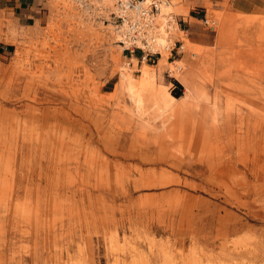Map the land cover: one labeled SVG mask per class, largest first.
<instances>
[{"label":"rangeland","instance_id":"rangeland-1","mask_svg":"<svg viewBox=\"0 0 264 264\" xmlns=\"http://www.w3.org/2000/svg\"><path fill=\"white\" fill-rule=\"evenodd\" d=\"M117 1L45 0L22 25L0 0V264H264V8L168 0L172 110L116 92L161 57L123 54Z\"/></svg>","mask_w":264,"mask_h":264},{"label":"built area","instance_id":"built-area-1","mask_svg":"<svg viewBox=\"0 0 264 264\" xmlns=\"http://www.w3.org/2000/svg\"><path fill=\"white\" fill-rule=\"evenodd\" d=\"M168 0H118L109 14L108 25L112 36L123 51L134 57L142 53L144 60L163 56L169 51L170 57L185 52V42L177 34L180 29L178 16L173 12L163 13ZM207 11V10H206ZM201 21L212 27L214 20L207 12Z\"/></svg>","mask_w":264,"mask_h":264},{"label":"bare ground","instance_id":"bare-ground-1","mask_svg":"<svg viewBox=\"0 0 264 264\" xmlns=\"http://www.w3.org/2000/svg\"><path fill=\"white\" fill-rule=\"evenodd\" d=\"M179 6L181 8H183L184 10H186L188 8L185 6L184 3H180ZM163 7H165L167 10H169V13L173 12L174 14H176V12L174 10H171V8H175L172 5V3L167 2V5H165ZM162 14H163V12H162ZM176 16H178V14H176ZM22 53H24V51ZM110 53H111V51H110ZM170 54L171 53L169 51L164 52L163 56L160 57L159 62H158L156 67H151L148 64L144 65L141 68L142 71H141V77L139 80H136V78L133 77V74H132L133 68L125 66L122 69L121 80L118 83L116 92L118 94L128 95L131 100H133L138 106H140V108L145 107L144 105H146V104L147 105L151 104L154 107H159L162 109L178 110L179 107H177L176 102L179 100V97H176L173 93H171L169 91V89L167 88L168 86L167 87L161 86L156 82V77H157L159 70L168 69L172 74L178 75L179 68H181L183 66L182 60H175L173 62H170V60H169V58H171ZM17 55H18V58L20 59L21 53L18 52ZM132 59L135 60L136 62L138 61L137 57H132ZM130 64H131V62L129 63V65ZM187 93H189V92H187ZM189 95L185 96V99H184L185 103L190 99L189 97L193 96L192 94L190 96ZM195 105H196V103H195ZM195 105H193V106H195ZM188 106L189 107H187V108H189L190 110L194 109V107L192 109L190 108L191 105H188ZM199 108H201V107H199ZM197 109H198V107H197ZM186 110H188V109H186ZM200 110H202V109H200ZM191 112H193V111H191ZM104 144H105V142H104ZM172 157H174V159L178 158V156H175V155ZM166 158H167V153L163 152L160 159L165 160ZM226 228L227 229H226V232L224 233L225 234L224 236L227 237L230 234H233V232H236L238 230V224L227 225ZM205 237L209 238L208 235H205ZM206 240H210V239H206ZM255 260L256 261L264 260V254L262 256L258 255Z\"/></svg>","mask_w":264,"mask_h":264},{"label":"crops","instance_id":"crops-1","mask_svg":"<svg viewBox=\"0 0 264 264\" xmlns=\"http://www.w3.org/2000/svg\"><path fill=\"white\" fill-rule=\"evenodd\" d=\"M45 0H15L14 14L22 25H32L38 20H42V14L45 10ZM240 11H258L264 8V0H238ZM192 17H195L191 15ZM181 25H192L191 20L180 18ZM126 57L128 52L123 51Z\"/></svg>","mask_w":264,"mask_h":264},{"label":"trees","instance_id":"trees-1","mask_svg":"<svg viewBox=\"0 0 264 264\" xmlns=\"http://www.w3.org/2000/svg\"><path fill=\"white\" fill-rule=\"evenodd\" d=\"M177 84H178V87H180V90L179 92L174 91L173 93L176 97H181L183 95V86L179 82H177Z\"/></svg>","mask_w":264,"mask_h":264}]
</instances>
